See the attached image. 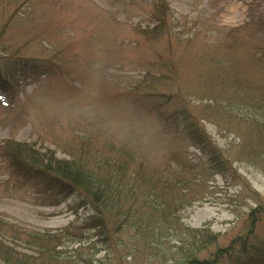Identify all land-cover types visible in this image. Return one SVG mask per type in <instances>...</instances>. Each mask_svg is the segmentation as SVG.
Segmentation results:
<instances>
[{
  "label": "rangeland",
  "instance_id": "rangeland-1",
  "mask_svg": "<svg viewBox=\"0 0 264 264\" xmlns=\"http://www.w3.org/2000/svg\"><path fill=\"white\" fill-rule=\"evenodd\" d=\"M9 142L104 178L117 210L90 229ZM263 244L264 0H0V264H264Z\"/></svg>",
  "mask_w": 264,
  "mask_h": 264
},
{
  "label": "trees",
  "instance_id": "trees-1",
  "mask_svg": "<svg viewBox=\"0 0 264 264\" xmlns=\"http://www.w3.org/2000/svg\"><path fill=\"white\" fill-rule=\"evenodd\" d=\"M165 14L166 8H162L158 12L162 18ZM160 24L164 23L160 22ZM4 157L11 162L12 168L18 175L27 177L34 171L48 184L49 190L59 187L60 193L74 194V211L77 212L79 209L86 211L87 217L84 221L90 229L100 230L103 228L106 214L117 210L116 196L114 194L109 196L111 192L107 189L108 181L104 178H97L82 169H74L69 162L51 160L44 155L43 158H40L38 152L27 144L9 142L5 147ZM258 250L264 262V244ZM217 255L219 254H215V257Z\"/></svg>",
  "mask_w": 264,
  "mask_h": 264
}]
</instances>
